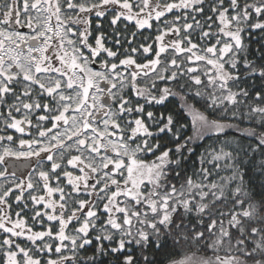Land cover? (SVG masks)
Returning <instances> with one entry per match:
<instances>
[{"label": "snow or ice", "instance_id": "6c2138e0", "mask_svg": "<svg viewBox=\"0 0 264 264\" xmlns=\"http://www.w3.org/2000/svg\"><path fill=\"white\" fill-rule=\"evenodd\" d=\"M0 264H264V0H0Z\"/></svg>", "mask_w": 264, "mask_h": 264}, {"label": "trees", "instance_id": "16d2710c", "mask_svg": "<svg viewBox=\"0 0 264 264\" xmlns=\"http://www.w3.org/2000/svg\"><path fill=\"white\" fill-rule=\"evenodd\" d=\"M207 142V141H206Z\"/></svg>", "mask_w": 264, "mask_h": 264}]
</instances>
